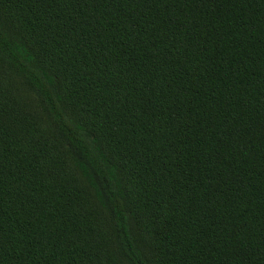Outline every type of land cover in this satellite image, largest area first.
<instances>
[{
	"label": "trees",
	"instance_id": "1",
	"mask_svg": "<svg viewBox=\"0 0 264 264\" xmlns=\"http://www.w3.org/2000/svg\"><path fill=\"white\" fill-rule=\"evenodd\" d=\"M0 264H264V0H0Z\"/></svg>",
	"mask_w": 264,
	"mask_h": 264
}]
</instances>
